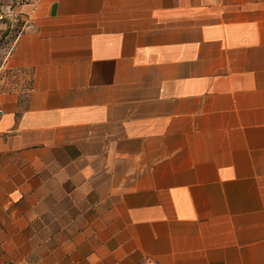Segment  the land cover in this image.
Segmentation results:
<instances>
[{
  "label": "crops",
  "instance_id": "1",
  "mask_svg": "<svg viewBox=\"0 0 264 264\" xmlns=\"http://www.w3.org/2000/svg\"><path fill=\"white\" fill-rule=\"evenodd\" d=\"M25 11L0 264H264V0Z\"/></svg>",
  "mask_w": 264,
  "mask_h": 264
},
{
  "label": "rangeland",
  "instance_id": "2",
  "mask_svg": "<svg viewBox=\"0 0 264 264\" xmlns=\"http://www.w3.org/2000/svg\"><path fill=\"white\" fill-rule=\"evenodd\" d=\"M33 0H0V93L16 86L19 70L8 63V54L16 37L28 25L25 6Z\"/></svg>",
  "mask_w": 264,
  "mask_h": 264
}]
</instances>
